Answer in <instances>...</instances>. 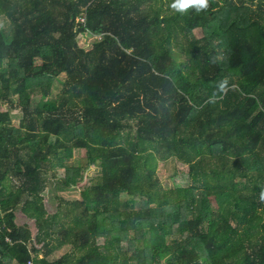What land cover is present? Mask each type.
Wrapping results in <instances>:
<instances>
[{"label": "trees", "instance_id": "trees-1", "mask_svg": "<svg viewBox=\"0 0 264 264\" xmlns=\"http://www.w3.org/2000/svg\"><path fill=\"white\" fill-rule=\"evenodd\" d=\"M173 3L0 0V264H264V0Z\"/></svg>", "mask_w": 264, "mask_h": 264}, {"label": "rangeland", "instance_id": "rangeland-1", "mask_svg": "<svg viewBox=\"0 0 264 264\" xmlns=\"http://www.w3.org/2000/svg\"><path fill=\"white\" fill-rule=\"evenodd\" d=\"M1 20H0V27H1ZM194 35L199 38L202 36L201 32L195 31ZM77 42L81 48L84 50H89L92 46V37L88 34H79L77 36ZM62 78V76H61ZM55 92H58V88H56ZM12 116V123L13 125L17 126L22 114L19 111L13 110L11 111ZM83 157L82 151H74V162L72 163L74 166H77L78 161ZM62 177L64 176L63 171L60 169L58 173ZM186 169L184 167L179 166L175 162H162L159 164L157 176L160 182V185L163 189H173L174 187H187L189 185V181L187 178ZM89 175L91 177L98 176L99 170L94 169L93 167H90L89 169ZM77 194L75 192H58L49 190L45 193L46 197V204L48 211L50 213L54 212L56 210L57 203L55 201L56 197H62L65 200H74L76 198ZM61 253V252H60Z\"/></svg>", "mask_w": 264, "mask_h": 264}, {"label": "clouds", "instance_id": "clouds-1", "mask_svg": "<svg viewBox=\"0 0 264 264\" xmlns=\"http://www.w3.org/2000/svg\"><path fill=\"white\" fill-rule=\"evenodd\" d=\"M190 6L197 7V10L207 9L209 6V0H174V3L171 5L172 8L178 11H185ZM262 197H264V193H262Z\"/></svg>", "mask_w": 264, "mask_h": 264}, {"label": "built area", "instance_id": "built-area-1", "mask_svg": "<svg viewBox=\"0 0 264 264\" xmlns=\"http://www.w3.org/2000/svg\"><path fill=\"white\" fill-rule=\"evenodd\" d=\"M78 22H80V23H84V17H80V18L78 19Z\"/></svg>", "mask_w": 264, "mask_h": 264}]
</instances>
